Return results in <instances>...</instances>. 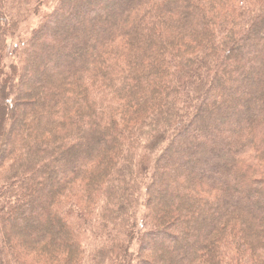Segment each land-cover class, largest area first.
Returning a JSON list of instances; mask_svg holds the SVG:
<instances>
[{"label":"trees","instance_id":"1","mask_svg":"<svg viewBox=\"0 0 264 264\" xmlns=\"http://www.w3.org/2000/svg\"><path fill=\"white\" fill-rule=\"evenodd\" d=\"M0 264H264V0H0Z\"/></svg>","mask_w":264,"mask_h":264},{"label":"rangeland","instance_id":"2","mask_svg":"<svg viewBox=\"0 0 264 264\" xmlns=\"http://www.w3.org/2000/svg\"><path fill=\"white\" fill-rule=\"evenodd\" d=\"M52 2L53 1H48V3L45 5V7L43 8V12L41 13V17H43L44 15H46L48 12H50V10H51V8H52V5H50V4H52ZM50 5V6H49ZM97 9V8H96ZM109 8L106 6V7H104V8H102V9H100V10H96V12L97 13H99V14H101V13H106L107 12V10H108ZM102 10H103V12H102ZM39 22H40V17H37V18H35V17H33V18H31L28 22H26V23H24V24H21L20 25V27H19V29H18V31L15 33V34H13V35H11V36H9L8 37V52H7V55H6V58H5V63L9 66L12 62H13V53H14V49H15V47L17 46V45H19L20 43H23V42H25L29 37H30V35H31V33H32V31L36 28V27H38V25H39ZM90 26V27H89ZM105 27V26H104ZM104 27H101V28H104ZM92 29V28H94V26L92 25H87L86 26V29ZM86 44V43H85ZM85 44H83V43H81L79 46H80V48H82V47H84L85 46ZM71 52H73V48L72 47H68V48H66L65 49V51H64V53H67V54H69V53H71ZM58 56V55H57ZM57 58V57H56ZM43 63H42V66L41 65H38V64H36L38 67H33V66H31L30 67V71H28L27 72V77L29 78V79H31V81L30 80H28L29 82H27V83H30L29 85H31L30 86V88L29 89H26V91H30L31 90V87H32V91H35V90H38V89H36L35 87H34V85L36 84V81L35 80H37V79H39L40 80V82H43L46 78H48L50 81L51 80H53V78H54V75H55V73L54 72H56L55 71V64L54 65H50L49 63H46V61H42ZM56 63V62H55ZM32 80H33V83H32ZM38 80V81H39ZM32 83V84H31ZM22 90V89H21ZM18 102H21V100H17V103ZM158 192H160V195H161V197H165L166 196V194H167V191H165V189L163 188V186H159L158 187ZM46 198L47 197H41L40 198V200H41V202L42 203H44V204H46ZM39 200V201H40ZM33 211H31L30 213H27L26 214V218H27V222L30 224V229L31 228H35L36 227V221L38 220V221H41L40 223H42V226L44 227V228H46V229H50L51 227L49 226V222H48V220L49 219H45V218H43V216H42V218L41 217H39L40 215H38L39 213H40V211H39V213H37V214H35V213H32ZM144 215V209L142 208L141 210H139V220L140 219H142V216ZM46 220V221H45ZM20 224V223H19ZM21 226V225H20ZM34 226V227H33ZM20 230L21 229H23V227H20L19 228ZM160 242L158 243V245H156L154 248H155V250H157V253L160 251H162L163 249H164V247H165V240H163V239H160L159 240ZM191 247V246H190ZM191 249V248H190ZM159 252V253H160ZM151 259H153V258H151ZM155 261V260H154Z\"/></svg>","mask_w":264,"mask_h":264}]
</instances>
